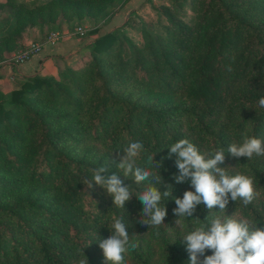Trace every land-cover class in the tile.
Returning a JSON list of instances; mask_svg holds the SVG:
<instances>
[{
	"label": "trees",
	"instance_id": "obj_1",
	"mask_svg": "<svg viewBox=\"0 0 264 264\" xmlns=\"http://www.w3.org/2000/svg\"><path fill=\"white\" fill-rule=\"evenodd\" d=\"M106 1L19 6L14 20L22 27L58 11L90 15ZM169 1L173 9H162L163 35L143 31L137 45L116 30L104 33L93 39L88 62L65 66L56 77L22 76L8 106L0 104V264H105L99 240L113 231V217L123 219L132 240L166 232L177 219L174 199L192 189L190 179L173 180L176 155L168 147L181 139L205 158L225 149L219 166L253 176L258 194L247 208L229 200L224 213L218 206L209 212L202 203L195 226L210 215L244 216L264 226V157L235 158L226 151L245 134L264 140V109L257 106L264 96V0H190L191 23L176 15L184 0ZM15 29L0 33V55L19 40ZM132 141L144 146L138 166L152 170L159 182L149 177L137 185L117 168ZM98 167L134 190L124 208L100 186L82 183ZM149 184L171 189L161 201L167 214L158 229L140 222L147 217L141 218L143 203L135 193ZM188 259L177 236L142 261L125 257V264Z\"/></svg>",
	"mask_w": 264,
	"mask_h": 264
},
{
	"label": "clouds",
	"instance_id": "obj_2",
	"mask_svg": "<svg viewBox=\"0 0 264 264\" xmlns=\"http://www.w3.org/2000/svg\"><path fill=\"white\" fill-rule=\"evenodd\" d=\"M229 71L231 68L228 69ZM258 108L264 109V96L258 99ZM169 155L175 154V165L178 174L173 176L176 183L190 179L193 191H185L182 198H175L176 207L173 214L177 217L175 223L192 217L196 206L203 203L211 212L218 206L221 213L229 200L247 208L257 197L254 177L241 173L231 174L229 169L220 167L224 163L225 149L220 148L209 153L205 158L198 148L188 141L181 139L169 147ZM144 150L141 141H132L124 149L117 168L122 170L123 176L131 175L134 182L139 185L152 177L159 182L160 177L153 171L138 166L137 159ZM232 157H264V140L255 136L243 135L240 143H231L226 149ZM151 162L152 156H149ZM104 167L93 170L92 179L83 180L87 189L93 184L103 188L113 198V204L124 208L126 201L130 200L133 191L117 174L109 177L102 175ZM143 203L140 222L148 228L158 229L163 224L166 208L161 201L170 197L171 189L161 192L157 187L149 184L143 190L135 193ZM198 225L180 236L188 253L187 264H264V226L258 227L254 219L244 216H213L198 220ZM112 232L106 239L99 240L105 264H125V254L129 249H136L137 243L130 238L128 227L120 217H113ZM175 242V241H173ZM206 250L211 255H206ZM86 264V261H85Z\"/></svg>",
	"mask_w": 264,
	"mask_h": 264
},
{
	"label": "rangeland",
	"instance_id": "obj_3",
	"mask_svg": "<svg viewBox=\"0 0 264 264\" xmlns=\"http://www.w3.org/2000/svg\"><path fill=\"white\" fill-rule=\"evenodd\" d=\"M48 1L0 0V33L15 25L17 29L13 33H17L19 39L13 49L1 53L0 70L3 64L16 67L17 64H14L15 55L29 45H38L39 50L36 53L41 52L45 47L61 46V51L57 50L53 55L43 57L44 59L39 61L40 68L32 70V75L56 77L65 66L77 68L88 62L90 59L89 47L93 39L101 34L116 30L115 32L126 36L137 45L142 42L143 31L150 37L163 35V27L167 25V20L163 16L162 9L164 7L169 10L173 9L169 0H107L99 9L98 6H95L93 9L95 12L90 15L77 16L72 14L66 17L61 11H58L53 16L45 14L43 18L37 17L34 19L35 22L26 23L22 27V23L19 25L14 20L15 10L19 6L20 8L24 7L23 9H34L36 7L40 9ZM128 4L130 7L127 8ZM189 7L190 0H184V6L176 13L178 18L186 23H191L193 19ZM117 17L119 18L117 19ZM24 38L29 39L28 42H23ZM28 59H24L23 62ZM15 77L17 82H11L8 76L5 77L3 73H0V79H2L0 104L4 107L8 106L11 90L17 88L23 82L21 80L22 76L15 75ZM131 88H133L131 85H127L126 90ZM188 191L194 192L195 190L192 188ZM201 205L202 203L197 205L198 208ZM196 209L192 217L185 218L179 225L175 222L171 223L163 234L148 235L141 241L133 239L138 246L136 249H129L125 254L126 259L130 261L131 258H135V260L142 261L149 252L159 251L163 244L172 245L177 236L185 234L190 227L192 229L195 227ZM197 212L199 214L198 210Z\"/></svg>",
	"mask_w": 264,
	"mask_h": 264
},
{
	"label": "crops",
	"instance_id": "obj_4",
	"mask_svg": "<svg viewBox=\"0 0 264 264\" xmlns=\"http://www.w3.org/2000/svg\"><path fill=\"white\" fill-rule=\"evenodd\" d=\"M128 7H130L129 4L127 5V8ZM118 18L119 17H117V19ZM31 38H32V36H31ZM28 40L29 39L24 38L23 42L26 43V42H28ZM57 50L61 51V46L45 47L41 52L32 55L27 61H24V62L18 64L16 67L15 66H11L9 64H3L2 67H1V70H0V73H3L5 75V77L8 76L9 77L8 79H10L11 82H15V81L17 82V79H16L15 75H17L18 77L32 75V70L33 69H39L40 68L39 61L41 59H44L43 57H47V56L53 55ZM41 64H43V63H41ZM1 82H2V79H0V85L2 86ZM11 82H9V83H11Z\"/></svg>",
	"mask_w": 264,
	"mask_h": 264
},
{
	"label": "built area",
	"instance_id": "obj_5",
	"mask_svg": "<svg viewBox=\"0 0 264 264\" xmlns=\"http://www.w3.org/2000/svg\"><path fill=\"white\" fill-rule=\"evenodd\" d=\"M38 50V45H29L25 47L15 55L16 57L14 59V64L18 65V63L20 64V62L22 63L24 59H28L32 54L36 53Z\"/></svg>",
	"mask_w": 264,
	"mask_h": 264
}]
</instances>
